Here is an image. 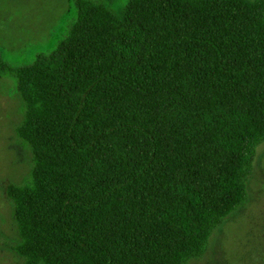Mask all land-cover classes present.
Here are the masks:
<instances>
[{
  "label": "trees",
  "instance_id": "obj_1",
  "mask_svg": "<svg viewBox=\"0 0 264 264\" xmlns=\"http://www.w3.org/2000/svg\"><path fill=\"white\" fill-rule=\"evenodd\" d=\"M47 52L0 58L28 175L20 264H188L247 198L264 140V0H70Z\"/></svg>",
  "mask_w": 264,
  "mask_h": 264
},
{
  "label": "rangeland",
  "instance_id": "obj_2",
  "mask_svg": "<svg viewBox=\"0 0 264 264\" xmlns=\"http://www.w3.org/2000/svg\"><path fill=\"white\" fill-rule=\"evenodd\" d=\"M124 0H114L118 9ZM70 0H0V58L12 65L49 51L74 17ZM21 104L14 79L0 73V264H20L12 249L16 230L5 186L24 179L32 164L15 132ZM247 198L213 231L205 254L188 264H264V140L255 148Z\"/></svg>",
  "mask_w": 264,
  "mask_h": 264
}]
</instances>
